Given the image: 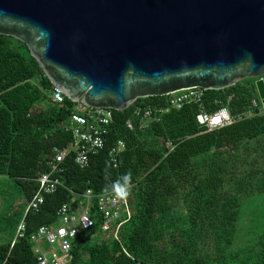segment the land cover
<instances>
[{
	"label": "trees",
	"instance_id": "obj_1",
	"mask_svg": "<svg viewBox=\"0 0 264 264\" xmlns=\"http://www.w3.org/2000/svg\"><path fill=\"white\" fill-rule=\"evenodd\" d=\"M252 80L207 91V99H214L215 110L217 99L233 95L231 114L247 112L255 94ZM53 89L26 45L0 35V178L17 187L25 207L16 220L6 218L15 230L38 190L39 175L49 171L52 149L70 151L63 186L26 214L24 238L0 244V264H37L30 236L55 224L63 204L75 205L87 192H107L126 174L131 218L121 227L119 242L99 225L82 230L68 264H264V221L259 236L250 235L251 224L247 237L238 239L242 202L264 194V112L256 109L207 132L198 126V109L191 104L145 130H128L125 121L137 107L163 104L166 97L138 99L125 111L113 110L104 148L81 169L66 130L74 102L65 97L62 104L54 103ZM118 140L125 148L114 167L110 151ZM167 142L174 146L171 151Z\"/></svg>",
	"mask_w": 264,
	"mask_h": 264
},
{
	"label": "water",
	"instance_id": "obj_2",
	"mask_svg": "<svg viewBox=\"0 0 264 264\" xmlns=\"http://www.w3.org/2000/svg\"><path fill=\"white\" fill-rule=\"evenodd\" d=\"M0 35L90 108L245 79L264 106V0H0Z\"/></svg>",
	"mask_w": 264,
	"mask_h": 264
},
{
	"label": "built area",
	"instance_id": "obj_3",
	"mask_svg": "<svg viewBox=\"0 0 264 264\" xmlns=\"http://www.w3.org/2000/svg\"><path fill=\"white\" fill-rule=\"evenodd\" d=\"M52 101L62 104L65 96L56 89L51 93ZM233 95L225 100L217 99L214 110V99H207V91L196 87L181 90L166 96L163 104L157 106L145 105L137 107L131 118L125 121L128 130H145L155 121H160L164 114L171 110H180L185 105L197 106L195 120L199 127L212 132L228 127L241 121L244 117L255 114L256 109L264 112V106L254 98L247 112L231 114L229 103ZM212 107V109H210ZM113 110L105 108H90L81 102H74L66 130H70L74 140L71 149L73 161L81 169L88 166L90 157L102 150L106 143L111 125L113 124ZM171 142L166 148L173 149ZM125 148L123 140H118L110 151V160L117 167L118 158ZM70 151L54 147L48 162L49 171L41 173L37 179L38 190L28 203L24 217L18 224L12 245L16 240L24 238L26 227L24 218L30 211H37L44 202V196L54 193L63 186L61 175L64 172V162ZM114 186V185H113ZM104 193L93 195L83 194L77 204H63L57 211V222L51 226H41L30 236L33 243L37 264H68L69 254L73 243L82 230H88L99 225L103 232L111 234L119 242L121 227L131 218L128 194L124 198L117 197L114 187ZM86 225V226H85Z\"/></svg>",
	"mask_w": 264,
	"mask_h": 264
},
{
	"label": "rangeland",
	"instance_id": "obj_4",
	"mask_svg": "<svg viewBox=\"0 0 264 264\" xmlns=\"http://www.w3.org/2000/svg\"><path fill=\"white\" fill-rule=\"evenodd\" d=\"M252 81L255 82V79ZM254 98L261 105L256 91ZM10 206L11 209L8 208ZM24 208L23 200L17 187L10 184L8 180L0 178V244L12 241L16 232L15 228L6 221V218L12 217L16 220ZM240 213L241 229L239 230L238 239H244V236L247 237L245 228L251 224L254 227L250 235L254 238L259 236L261 233L259 225L264 221V194L259 193L245 198L244 202H242Z\"/></svg>",
	"mask_w": 264,
	"mask_h": 264
},
{
	"label": "clouds",
	"instance_id": "obj_5",
	"mask_svg": "<svg viewBox=\"0 0 264 264\" xmlns=\"http://www.w3.org/2000/svg\"><path fill=\"white\" fill-rule=\"evenodd\" d=\"M113 187L117 197L121 199L126 197L130 187V174H126L123 177H121L120 180L115 182Z\"/></svg>",
	"mask_w": 264,
	"mask_h": 264
}]
</instances>
